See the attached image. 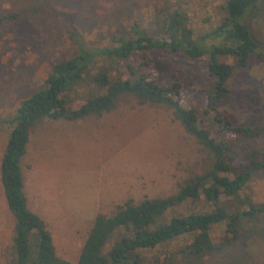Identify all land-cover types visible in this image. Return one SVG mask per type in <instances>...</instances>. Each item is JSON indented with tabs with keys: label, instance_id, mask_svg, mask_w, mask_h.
I'll return each instance as SVG.
<instances>
[{
	"label": "rangeland",
	"instance_id": "374dc122",
	"mask_svg": "<svg viewBox=\"0 0 264 264\" xmlns=\"http://www.w3.org/2000/svg\"><path fill=\"white\" fill-rule=\"evenodd\" d=\"M46 2L45 11L35 10ZM264 2V0H262ZM226 0H0V117H11L20 102L44 86L55 63L70 57L76 48L67 28L52 11L66 16L72 27L93 46L112 44L120 35H131L135 23L148 33L159 34L168 16L179 11L197 37L220 26L227 12ZM43 6V5H42ZM50 8V9H49ZM50 10V11H49ZM255 37L264 41V14L252 19ZM208 43L229 44L226 37L208 38ZM150 60L151 77L161 84H182L186 107L204 110V97L212 86L207 75L208 58L190 59L184 53L152 50L130 60L141 66ZM220 60L236 64L229 55ZM90 68L84 85L72 87L66 96L78 107L99 90ZM110 71L114 78L124 73L122 63ZM109 68L108 63L102 68ZM227 85L232 96L219 108L237 125L264 124V48L251 53L246 67L236 66ZM96 89V90H95ZM207 124V118L202 119ZM12 125L0 129V166ZM250 140L237 147L238 156ZM264 153V135L250 142ZM209 150L188 134L174 109L167 105L141 103L132 95L121 97L112 110L75 120L42 117L30 130L21 167L29 208L40 215L53 237L57 255L76 262L97 214L112 215L132 199L174 195L211 167ZM254 204H264V175L256 173L240 193ZM232 211L245 205L231 200ZM213 207L205 199L186 200L167 214L202 212ZM15 217L9 210L0 178V264H12ZM234 237L226 223L211 229L219 248L209 252L205 264H264V213L243 218ZM116 236L107 244L109 249ZM185 234L168 245L152 250L162 256L190 243Z\"/></svg>",
	"mask_w": 264,
	"mask_h": 264
},
{
	"label": "trees",
	"instance_id": "16d2710c",
	"mask_svg": "<svg viewBox=\"0 0 264 264\" xmlns=\"http://www.w3.org/2000/svg\"><path fill=\"white\" fill-rule=\"evenodd\" d=\"M263 3L262 0H226L227 15L222 24L201 37L187 25L186 15L174 11L164 21L159 34L148 33L140 23H135L131 35L117 36L112 44L101 47L89 44L66 16L49 8L67 28L76 43L75 51L54 64L44 86L24 98L11 117H0V129L12 125L0 166L6 202L15 217L12 264H205V256L219 248L211 236L214 225L226 223L227 231L236 237L241 219L264 213V204H254L249 197L240 195L254 174L264 175V153L250 144L264 135V124L237 125L219 108L234 93L227 82L236 66L246 67L251 53L259 48L248 34L246 19ZM45 7L43 1L35 10L45 11ZM213 37H226L233 43H208V38ZM152 50L182 52L190 59L208 58L207 75L213 84L204 97L202 114L195 107L183 105L181 83L164 85L151 77L148 58L141 66L130 61L135 54ZM223 55L235 57L236 64L220 60ZM98 63L100 71L93 77L99 90L72 108L67 91L84 85L91 76L90 68ZM106 63L109 68L102 69ZM118 63L125 70L113 78L110 71L112 68L119 71L115 66ZM125 95H132L141 103L163 104L174 109L185 131L211 153V167L191 178L174 195L146 198L139 203L129 199L112 215L97 214L78 260L72 262L57 255L45 221L28 206L21 160L27 151L30 130L42 117L75 120L109 112ZM204 118L206 125L201 124ZM243 139L250 142L243 146L247 151L238 156L237 147ZM189 199H205L213 208L174 214L167 219L170 211ZM231 200H238L245 205L244 209L232 211L228 204ZM185 234L192 235L190 243L176 251L165 250L162 256L150 254ZM115 236L113 245L107 249Z\"/></svg>",
	"mask_w": 264,
	"mask_h": 264
},
{
	"label": "water",
	"instance_id": "95a60500",
	"mask_svg": "<svg viewBox=\"0 0 264 264\" xmlns=\"http://www.w3.org/2000/svg\"><path fill=\"white\" fill-rule=\"evenodd\" d=\"M264 14V3L260 5L258 8L250 12L246 19V28L248 31V34L251 38V40L258 46L264 48V41L258 40L252 31V19L256 16L263 15Z\"/></svg>",
	"mask_w": 264,
	"mask_h": 264
}]
</instances>
